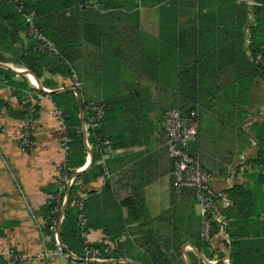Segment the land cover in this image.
<instances>
[{
    "label": "crops",
    "instance_id": "0c3cea01",
    "mask_svg": "<svg viewBox=\"0 0 264 264\" xmlns=\"http://www.w3.org/2000/svg\"><path fill=\"white\" fill-rule=\"evenodd\" d=\"M255 1L264 9V0ZM234 3L238 11L243 7L250 12L251 7ZM64 16L68 18V13ZM187 20L188 16L180 17V28L168 33L159 29L154 8L140 7L137 16L121 21L108 32L115 42L104 48L111 53L109 56L102 57L101 51L83 41L70 47L78 53L73 66L81 84L76 90L78 97L74 93L77 102L79 98L82 107L91 102L106 108L100 131L109 140L112 153L103 156L92 144L83 142L85 163L75 170L80 172L75 180L83 175L76 181L83 183L80 190L86 195L91 244L109 246L107 261L112 263L137 264L134 258L141 253L140 247L149 235L157 233L160 241L168 243L173 229L182 233L187 228L181 237L184 244L180 260L190 264V254L205 264H232L231 230L246 239L261 229V220L254 218L264 214V187L257 185L255 179L259 173L264 174V167L255 164L258 144L252 136L253 125L264 124V80L259 79L249 115L243 108L227 107L226 98L221 103L208 99L197 106L198 134L188 144V152L214 175V190L227 195L234 186H244L253 196L252 206L245 208L251 221L238 223L239 226L232 224L244 212L235 211L228 218L226 211L232 206L228 198L223 223L208 244L211 259L191 246L201 226L199 208L192 195L179 194L173 188L164 130L165 111L186 112L192 109L194 96L197 98L192 86L197 83L193 68L199 48L192 24L183 27ZM236 21L238 27L243 23L247 26V22H253L251 12L244 18L237 14ZM52 26L56 28L57 23ZM243 29L235 30L234 62L207 79L222 90L250 74L248 33ZM168 35L169 43L164 39ZM212 48L203 45L200 50ZM231 50L229 46L228 51ZM56 62L54 57H46L38 64L39 78L21 65L0 64L16 73L15 81L20 80V75L28 88L43 92H25L28 101L36 102L37 107L32 149L25 153L19 147V137L26 117L17 116L23 112L22 105L13 96L12 88L0 81V102L17 114L0 110L5 112L0 120V264H7L8 250L22 259L21 264H71L67 259L74 258L71 253H65L67 258L45 257L58 248L57 240L46 233L45 211L57 188V169L66 160L60 148V122L53 116L56 106L51 94L59 93L56 90L60 88L74 89L70 76L49 72L55 70ZM76 117L81 125L79 103ZM114 255L117 260L112 258Z\"/></svg>",
    "mask_w": 264,
    "mask_h": 264
},
{
    "label": "trees",
    "instance_id": "16d2710c",
    "mask_svg": "<svg viewBox=\"0 0 264 264\" xmlns=\"http://www.w3.org/2000/svg\"><path fill=\"white\" fill-rule=\"evenodd\" d=\"M88 1L21 0L24 5V10L23 12H18L15 3L10 0H0V64L21 65L29 73L39 78L41 73L36 69V66L46 57H51L34 52L33 42L31 40L23 41L21 39L26 28L24 21V15L26 13H35L37 27L55 45L58 54L69 59L67 62L69 64L72 63V70L73 62L78 56L75 57L76 52L71 50L70 47L78 46L79 41H83L101 51L102 57L105 55L109 56L111 53H108L104 48L115 42L109 36L108 32L116 29L117 24L120 25L121 21L129 20L131 16H137L140 7L154 8L159 18L160 30H166L168 33L177 30L180 28L178 19L188 16L189 20L183 23V27H190L192 24V28L196 31L195 41L199 51L197 53L198 60L196 66L193 68V72L197 78V83L192 88L197 98L194 96L192 109L186 112L178 111L185 116H189L191 113L195 115L196 110H198L197 106L204 104L208 99H214L218 103H221L226 98L228 100L226 103L227 107L233 110L243 108L249 115L255 94L254 91L257 90L256 80H264L263 8L251 7L249 10L253 17V22H247V26L243 23V26L238 27V22L236 21L237 14L241 18H244L250 12L243 7L238 11L233 0H92L94 7L86 8L85 5ZM80 6L82 7L80 8ZM67 13L68 18H63ZM54 23H57L56 28L52 26ZM239 28H244L242 31L247 29L248 33L246 51L248 54L247 63L249 64L248 69L250 74L245 76L238 84L231 85L222 90L215 82L207 79L214 78L222 69L221 67L234 62L235 30ZM76 37L79 38L76 39ZM164 39L169 43L171 36H165ZM119 43L121 42L119 41ZM203 45L213 46L212 51L200 50V47ZM229 46L232 47L230 52L228 51ZM64 50L71 52L68 53ZM5 54L8 55V58H5ZM55 59L57 61L55 64L56 68L49 72L52 74L60 73L65 76H71L69 66L67 64L64 65L65 61L57 57ZM19 77L20 80L15 81L16 73L0 66V81H5L12 88V94L21 103L23 112L19 115L14 114L11 108L3 102H0V110L4 108L11 114L19 117H24L25 115L27 117L29 115L25 109L29 108L31 103H22L26 100L25 92H32L34 90L28 88L22 76L19 75ZM34 92L43 95V92L39 90H35ZM51 95L56 109L61 113L66 128V135L70 140L65 167L68 175L73 176L75 170L84 165L86 154L83 138L79 131L81 126L80 120L76 117L78 112L77 98L71 91H62ZM85 106L86 104H83V108ZM105 111L106 108L104 106V115ZM33 118L36 119L35 114H33ZM195 118H197L196 115ZM98 136L103 137L100 129L94 131L93 135L89 137L88 142L95 146ZM252 136L258 144V154L255 164L261 165L263 168L264 124H254L252 127ZM82 176L79 178L81 179ZM255 183L264 187V174L262 172L256 176ZM82 185L83 183H78L77 186L70 188L66 209L58 225L63 252L74 255V258L69 257L67 259L68 263L71 264H86L83 260V251L86 244L82 237L83 230L78 221L79 211L75 205H72L76 191ZM57 190L58 188L55 189L53 200L49 203L45 211L46 233L51 238L52 234L49 230L50 223L48 219L55 209H58L57 215H60L62 211V207L59 206V201H57ZM66 193L67 190L64 191L65 195ZM227 195L232 206L226 211V216L229 218L235 211H238V213L244 212L238 218L236 217L237 222L233 223L232 226H239L238 223H249L252 217L249 216L246 209L252 206L250 200H252L251 196H253V193L245 189L244 186H234L227 191ZM254 220L259 221L261 229L254 234L253 238H240V234L235 229L231 230L233 240L231 244L232 264H264V214L263 216H257ZM88 227L89 223L87 219L86 228L88 229ZM217 227L216 224H213L212 235L216 233ZM185 231H187V228H184L182 233L178 229H173L172 237L167 239L168 243L166 241H160V236L157 233L149 235L146 238L147 241L140 247L142 251L135 256L134 262L137 264H185L184 261L179 259L182 256L181 248L184 244L181 237ZM176 238L179 239L174 243ZM193 239L194 241H192L191 246L197 253L204 256V258L211 259L213 254L208 245L209 243L201 239L200 230ZM92 246L102 248L100 245ZM243 254H246V256ZM187 255L190 264H205L196 256ZM105 257L109 259L108 255ZM112 258L117 260V256L115 255ZM101 264L118 263L107 261Z\"/></svg>",
    "mask_w": 264,
    "mask_h": 264
},
{
    "label": "built area",
    "instance_id": "2783aa9c",
    "mask_svg": "<svg viewBox=\"0 0 264 264\" xmlns=\"http://www.w3.org/2000/svg\"><path fill=\"white\" fill-rule=\"evenodd\" d=\"M10 1L16 4L18 12H23L24 5L21 0ZM233 1L239 4H244L248 7L260 6V4L255 0ZM81 7L82 6H80V8ZM85 7H94V2L89 0ZM24 21L26 28L23 33V39L31 40L33 42V51L47 56L57 55L58 51L55 45L42 33L41 29L37 27L35 13H26L24 15ZM16 46L19 47L18 44H16ZM70 80L73 88L75 90H79L81 84L76 74L72 73ZM58 91L61 92L63 89L60 88ZM4 113L5 112L3 111L0 112V120ZM53 116L60 122L62 136L60 148L64 155H67L70 140L66 135V128L60 111L58 109H54ZM103 118L104 107L102 105L88 103L83 108L84 123L80 126L79 131L85 143L88 142L89 137L93 135L94 131L100 129ZM25 120V125L22 127V133L19 137V147L24 152L33 145L32 125L34 122L31 116H27ZM164 130L166 147L172 162L171 177L173 188L179 194L188 193L196 199L201 218L200 237L203 241L209 243L211 240L213 224L221 226L223 223V210L229 205L228 196L213 189L212 183L214 181V175L202 166L198 158L188 152V144L195 140L198 134V126L194 113H191L189 116H185L178 110L165 111ZM91 147L93 148V146ZM94 147L103 156H109L112 153L109 140L102 136H98L96 138V145ZM65 162L66 160H64L61 166L58 167L56 176L58 188L57 201H61V206H63L66 200L64 191L70 190L73 186L78 185L75 178L69 176L66 172ZM80 189L76 191L73 205L78 208V221L83 230L82 237L86 244L83 251V260L86 264H101L107 261L105 256L110 253V247L102 246V248H99L92 246L93 244H91L90 231L86 228V195ZM57 212L58 209H55L51 213V217L48 219L50 223L49 230L51 232L54 231V233L57 231L58 225L62 220V215H57ZM57 256L67 258V255L64 254L61 249H58L54 253H47L45 255V257L50 260ZM21 262L22 259L17 256L13 250L8 252L7 264H21Z\"/></svg>",
    "mask_w": 264,
    "mask_h": 264
},
{
    "label": "rangeland",
    "instance_id": "374dc122",
    "mask_svg": "<svg viewBox=\"0 0 264 264\" xmlns=\"http://www.w3.org/2000/svg\"><path fill=\"white\" fill-rule=\"evenodd\" d=\"M78 56V53L76 52V54H75V57H77ZM51 57H54V58H61L62 60H64L65 61V63H64V65H68L69 66V68H70V72H71V74L72 73H74V74H76V72H75V69H74V67L72 68V70H71V66H72V63H68L67 62V60L69 61V59H67L66 57H64V56H62V55H60V54H57L56 56H51ZM77 61V58L75 59V61L73 62V66H74V64H75V62ZM76 76H77V74H76ZM78 78V77H77ZM80 90V89H79ZM78 90V91H79ZM56 92H59L58 91V89L56 90ZM25 101H23V103L22 104H26L27 102H29L28 101V98H27V96L25 97ZM91 103V102H90ZM93 104H95V103H93ZM98 104H100V105H102L103 107H104V105L103 104H101V103H98ZM32 106H34V107H32ZM32 108H36L37 109V107H36V102H33V103H31L30 105H29V108H27V109H25L26 110V112H28V115L29 116H31L32 118H33V114H36V109H32ZM33 121L35 122V119L33 118ZM33 122V123H34ZM1 131V130H0ZM249 140H248V144H249ZM32 149V146L30 147V148H28V149H26V151H25V153H27V152H29L30 150ZM57 181V180H56ZM56 185H57V183H56ZM59 206H61V201H59ZM62 207V206H61ZM57 231H58V228H57ZM57 231L54 233V231H50V233L52 234V239H56L55 237V235L57 234ZM57 240V239H56ZM56 242V241H55ZM57 243H58V241H57ZM59 249H61V246L58 244V246H57ZM58 248H57V250H58ZM56 250V251H57ZM62 250V249H61ZM10 250H8L6 253L8 254V252H9ZM62 252H63V250H62ZM64 253V252H63ZM6 254V255H7ZM65 254V253H64ZM5 255V256H6ZM5 256H4V258H5Z\"/></svg>",
    "mask_w": 264,
    "mask_h": 264
},
{
    "label": "water",
    "instance_id": "95a60500",
    "mask_svg": "<svg viewBox=\"0 0 264 264\" xmlns=\"http://www.w3.org/2000/svg\"><path fill=\"white\" fill-rule=\"evenodd\" d=\"M67 91H71V92L75 93V94L77 95V97H78V93H77L76 90H74V89L71 90V89H70V90H67ZM78 103H79L80 114H81V122H82L81 125H83V123H84V120H83V107L81 106V103H80L79 98H78ZM83 142H84V141H83ZM78 175H80V172L75 173V175L72 176V177L75 178V177H77ZM68 197H69V190H67V193H66V200H65V203H64L63 206H62L61 215L63 214V212H64V210H65V207H66V205H67ZM56 238H57L58 244H59L61 247H63V245L61 244V241H60V237H59V228H58V231H57V234H56ZM91 263H93V262H91ZM127 263H128V262H127ZM187 264H189L188 261H187Z\"/></svg>",
    "mask_w": 264,
    "mask_h": 264
}]
</instances>
